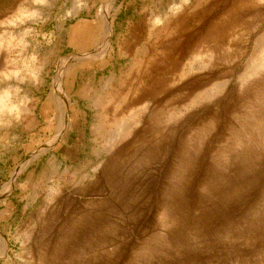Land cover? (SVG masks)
I'll use <instances>...</instances> for the list:
<instances>
[{
  "label": "rangeland",
  "instance_id": "1",
  "mask_svg": "<svg viewBox=\"0 0 264 264\" xmlns=\"http://www.w3.org/2000/svg\"><path fill=\"white\" fill-rule=\"evenodd\" d=\"M0 264H264V0H0Z\"/></svg>",
  "mask_w": 264,
  "mask_h": 264
},
{
  "label": "bare ground",
  "instance_id": "2",
  "mask_svg": "<svg viewBox=\"0 0 264 264\" xmlns=\"http://www.w3.org/2000/svg\"><path fill=\"white\" fill-rule=\"evenodd\" d=\"M64 106L62 107L63 108V113H65L66 114V106H67V102H66V100L64 99ZM65 121H67V117L65 116V119H64V122Z\"/></svg>",
  "mask_w": 264,
  "mask_h": 264
}]
</instances>
